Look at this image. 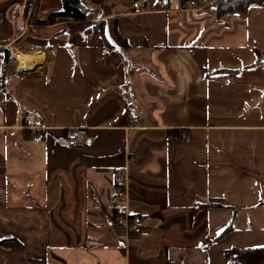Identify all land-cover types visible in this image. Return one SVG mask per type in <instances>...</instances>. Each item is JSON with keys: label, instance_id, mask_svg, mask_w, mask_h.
Instances as JSON below:
<instances>
[{"label": "crops", "instance_id": "0c3cea01", "mask_svg": "<svg viewBox=\"0 0 264 264\" xmlns=\"http://www.w3.org/2000/svg\"><path fill=\"white\" fill-rule=\"evenodd\" d=\"M133 1L41 24L62 0H0V264H230L264 247V4ZM16 51L41 56L20 70ZM120 187L145 234L105 224Z\"/></svg>", "mask_w": 264, "mask_h": 264}, {"label": "built area", "instance_id": "2783aa9c", "mask_svg": "<svg viewBox=\"0 0 264 264\" xmlns=\"http://www.w3.org/2000/svg\"><path fill=\"white\" fill-rule=\"evenodd\" d=\"M197 6V0H183L181 7L185 9H193ZM133 13H141L143 7L139 0L132 3ZM26 125L33 129L36 126V117L33 113H27L24 116ZM182 139H188L186 134H181ZM86 141L85 127H69L64 133V142L71 147H79ZM127 193L123 187L118 188L115 192L108 194L105 199V207L107 215L105 224L112 227V230L127 236L129 233L136 235L145 234L144 226L149 213L141 212L132 214L126 207Z\"/></svg>", "mask_w": 264, "mask_h": 264}, {"label": "trees", "instance_id": "16d2710c", "mask_svg": "<svg viewBox=\"0 0 264 264\" xmlns=\"http://www.w3.org/2000/svg\"><path fill=\"white\" fill-rule=\"evenodd\" d=\"M63 8L61 11L51 13L41 24H50L55 21L85 20L87 8L81 0H62ZM252 4H264V0H215L213 7L217 16L230 12H245ZM124 44V38L119 37ZM225 230V229H224ZM2 242V241H1ZM230 264H264V247H255L250 249L230 248L225 250Z\"/></svg>", "mask_w": 264, "mask_h": 264}, {"label": "bare ground", "instance_id": "6f19581e", "mask_svg": "<svg viewBox=\"0 0 264 264\" xmlns=\"http://www.w3.org/2000/svg\"><path fill=\"white\" fill-rule=\"evenodd\" d=\"M16 59L18 60L17 62V68L20 70H25L29 68V66L37 60L38 57L41 55H36V54H27V53H22L20 51H16L15 53Z\"/></svg>", "mask_w": 264, "mask_h": 264}]
</instances>
